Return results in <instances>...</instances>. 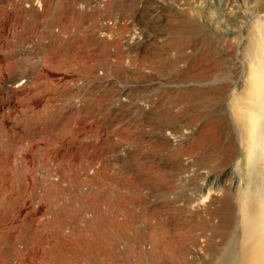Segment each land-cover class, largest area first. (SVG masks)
Wrapping results in <instances>:
<instances>
[{
  "label": "rangeland",
  "instance_id": "obj_1",
  "mask_svg": "<svg viewBox=\"0 0 264 264\" xmlns=\"http://www.w3.org/2000/svg\"><path fill=\"white\" fill-rule=\"evenodd\" d=\"M31 1L32 4H30ZM40 1L26 0L25 2L23 0L22 3L20 0L19 3L17 0L0 1V211L8 219L6 223L5 220L3 221L1 230L5 233L11 231L10 233L15 235L17 229L24 226L26 220L27 222L37 218L43 220L45 212L33 218L31 200L35 196L39 201V198L45 195L46 183L43 182V178L46 174L52 171L55 176L59 175V172L75 176L79 169L90 161L100 160L103 163L119 160V165L125 166L127 171H135L141 177L157 170V175L174 179L176 188L170 194L172 198L179 194H192L193 184L181 180L180 176L184 175V170L175 155L171 151L159 152L156 148L159 143L157 117L153 114H145L133 106L122 107V103H129L131 96H134L136 101L144 106L141 99L145 98L143 96L147 93L145 91L147 88H162L165 92L175 87L180 94H183L181 91L184 89L190 94L192 92L196 94L192 93L190 104L182 100L181 102L184 101L185 104L181 105L180 102L175 109L176 112L180 111L181 117L180 119L177 117L180 122L176 119L174 125L180 129L185 128L182 124L186 122V126L192 118L190 115L196 112L198 113L196 115L201 118L199 120V117L195 116L192 126L198 132L202 129L199 128L202 126L201 122L206 123L211 118L219 117L222 108L218 101L222 100L214 93L220 94L225 89L224 86H229L228 82L235 78L236 70H238L235 68L237 62L234 53L229 50L225 42L229 41V38L232 40L240 36V28L236 26L233 18L238 16L240 8L241 15L245 11H252L253 1L226 0V4L225 0L224 3H222L223 0ZM99 3L100 6H98ZM139 8L142 12L138 14ZM189 11H192L190 15ZM196 12L199 14L196 15ZM143 15L145 18H142ZM201 16L203 21L200 20ZM195 17L199 19L195 20ZM210 22L214 25L218 22L216 27L221 26L219 27L221 30L224 27L225 33L218 34L208 28L207 23ZM227 24L229 27L235 26L228 29ZM242 25L243 22H241V36ZM179 27L180 29L184 27L181 32ZM229 31L232 32L230 35ZM185 34L187 36H184ZM191 35H194L193 38ZM179 36L181 40L186 37V40L184 38V42L182 41L184 46L180 45L181 41L180 44L171 43L172 37L179 40ZM217 38H222V41ZM196 39L200 41L199 44ZM190 40H195L194 44ZM210 41L213 43L210 44ZM201 43L203 46L200 45ZM173 45H176L175 50L172 48ZM191 45H193L194 55L191 48L186 49L188 52L184 51L185 54L184 47L189 48ZM181 46L183 49H179ZM171 48L172 50H169ZM210 48L215 50L212 51ZM176 49L182 52L181 55ZM198 51H200L199 54ZM209 53L210 57H208ZM196 55L199 60L195 57ZM219 56L222 63L218 59ZM176 57H181V61L179 58L178 62H175L179 63L178 65L173 63L174 60L177 61ZM203 57H206L205 61ZM219 62L223 65L222 68L225 67L224 72L221 71L223 69ZM208 63L211 64L207 65ZM210 65H214L215 68H211ZM92 67H96L95 73ZM199 68H204L201 70L203 73ZM206 69L207 71L204 72L203 70ZM228 69L233 70L229 72ZM231 72L234 75H231L233 78L230 76ZM218 73L223 75L217 76ZM200 75L203 79L199 78ZM214 79L216 80L213 81ZM167 85H169L168 89ZM222 85L223 89H221ZM179 86L181 87L177 88ZM117 88H125L128 91L123 93L119 100L114 99ZM195 88H197L196 91ZM198 90L202 92L199 93ZM187 91L184 92L187 94ZM199 96L202 100L197 98ZM206 98L212 100L207 101ZM154 100L157 102L159 98L155 97ZM209 103L212 105L211 108L210 105L207 106ZM195 105L199 107L195 109ZM218 106L220 109L217 108ZM207 107L208 110L210 108V112ZM186 109L187 111H183ZM132 134L138 136V146L129 153L122 154V148L115 147L117 139ZM195 158V155L191 157V159ZM209 168L211 170V166L204 164L203 168H200L196 163L192 170L197 172L199 169L207 172ZM57 179L58 177H55V180ZM98 184L96 183V188ZM130 192L131 190L120 193L128 195ZM120 193L113 190L110 198L117 201ZM68 198L69 196H65L63 201ZM23 201L26 206L20 209ZM167 201L169 197L163 192H157L152 197V202L160 206ZM132 207L134 209V206ZM135 210L136 213H142L144 209L135 207ZM166 219L172 220L170 213L163 217V220ZM140 227L146 230V225H140ZM196 233L199 236V242L191 244L193 251L189 256L191 264H217L218 257L222 255V249L219 247L202 252L204 231L198 230ZM36 258L32 257L33 260Z\"/></svg>",
  "mask_w": 264,
  "mask_h": 264
},
{
  "label": "bare ground",
  "instance_id": "obj_2",
  "mask_svg": "<svg viewBox=\"0 0 264 264\" xmlns=\"http://www.w3.org/2000/svg\"><path fill=\"white\" fill-rule=\"evenodd\" d=\"M21 1L23 0H20V3H22ZM252 1V11H245L241 15L240 8L238 16L233 18L236 26L240 28V36L232 40L229 38V41H226L228 39L226 37L225 40L230 48L229 50L234 53L237 62L235 68H238V70L235 69L237 71L236 76L228 82V84L230 83L229 86H224L225 89L220 94L214 93L216 97L222 100L218 101L221 103L222 108L219 117L209 118L210 120L207 118L206 123L205 121L201 122L200 125L203 127H199L202 129L197 132L192 126V122L195 121V116L198 114L195 112V114L190 115V118L192 116L191 119L188 118L190 121L187 122L186 126V120L184 119L185 124L182 125L185 128L181 126L182 129H180L174 125L177 117L178 119L181 117L179 115L180 111L176 112L175 109L182 100L190 104L192 93L195 92L190 94L184 89L181 91L183 94H180L175 87L168 89L169 85H167L168 91L165 92L162 88H147L145 90L147 93L143 96L145 98L141 99L144 106H141L134 96H131L129 103H122V107L133 106L145 114H153L157 117L159 143L156 148L159 152L171 151L175 155L178 163L183 168L182 170H184L183 177L180 176L181 180L193 184V193L179 194L177 197L172 198L170 194L176 188L173 178L159 176L156 174L157 170L141 177L135 171H127L125 166L119 165V160L103 163L100 160L98 162H96L97 160L90 161L83 165L75 176L61 172L55 176L52 171H49L43 178V182L46 183L45 195L39 198V201L38 197L35 196L31 200L33 218L45 212L43 220L39 218L33 221L29 220V222L26 220L24 226L19 227L20 229L18 228L17 233L13 235L11 231L5 233L1 230L2 223L4 224L3 221L5 220L6 223L8 219L0 211V264H191L189 259L190 254L193 252L191 244L199 242V236L196 233L198 230L204 231L205 236L201 244L202 252L219 247L222 249V255L218 257L217 264H264V0ZM17 2L19 3V0ZM32 3L31 1L30 4ZM44 3L47 2L44 1ZM222 3H224V0ZM98 6H100V3ZM230 6L232 7V4ZM32 12L34 11L32 10ZM140 12L142 11L139 8L137 13ZM191 12L189 11V15ZM198 14L196 12V15ZM200 18L202 20V16ZM223 21L225 22V20ZM185 22L183 23L185 24ZM241 22H243L242 36ZM207 24L208 28L216 33H225L224 27L221 30L219 28L221 26L218 27L219 29L216 27L218 24L214 25L212 22ZM194 25L196 24L194 23ZM182 28L179 32L182 31ZM188 29L191 28L188 27ZM186 31L183 32L186 33ZM206 31L208 32V30ZM188 33L190 34L189 31ZM189 37L187 38L189 39ZM211 37L213 36L211 35ZM175 38L172 37V44H180L186 40V37L182 40L180 36L179 40ZM198 39H196V42L199 44ZM208 40L212 39L209 38ZM213 41H210V44ZM192 42L194 44L195 40ZM222 44L224 45V43ZM172 48H176V45H173ZM172 48L169 50H172ZM180 48L183 49L182 46ZM190 48L193 53V45L189 48L184 47L183 52H188L186 49ZM213 48L210 49L214 51ZM178 52L180 53V50ZM221 55H223L222 52ZM198 56L200 57L201 54ZM195 57L197 58V55ZM208 57H210V53ZM179 58L181 61V57ZM179 58H177V61L174 60L173 63L176 64L175 62H178ZM196 58H194L195 61H197ZM218 59H221L220 56ZM230 60L232 61V59ZM220 62L222 68V62ZM173 63L171 62V64ZM200 64L202 63L200 62ZM209 64L211 63L207 65ZM194 65L197 66V64ZM210 67L213 68L214 65H210ZM95 68H91L94 73ZM224 68H222V72H224ZM202 69L199 68L200 71ZM232 70H229V72ZM203 71L206 72L207 69ZM219 74L223 75L218 73L217 76ZM217 76L216 79L218 80ZM199 78H202L201 75ZM164 89L166 90V88ZM196 89L194 90L196 91ZM221 89H223V85ZM184 91H187V94ZM127 92L125 88H117L114 99L119 100L122 94ZM201 92L199 91V93ZM155 97H158L159 101L156 102ZM197 98H200V96ZM200 99L202 100V98ZM184 101L181 102V105ZM202 104L205 103L202 102ZM183 111H187V109ZM216 115L218 116V114ZM198 117L200 120L201 117ZM181 122L183 123L182 120ZM178 123L177 125H179ZM137 146L138 136L135 134L119 138L115 144L116 148H122V154L129 153ZM194 155L196 158L191 159ZM196 163L199 164L200 168H203V164L208 167L211 166V170L209 168L207 172H202L198 169L197 172H193L192 169ZM55 177H58V179L55 180ZM96 183H99L97 188L95 187ZM113 190L119 193L129 190L131 192L128 195L120 193L118 200L115 201L110 198ZM157 192H163L169 197V201L163 206L152 202V197ZM65 196H69V198L63 201ZM180 202L181 204H178ZM24 206H26V203L23 201L20 204V209ZM132 206H134V209ZM135 207L144 210L142 213H136ZM168 213L171 214L172 220H163V217ZM140 225H146V230L142 229ZM207 227H209L208 230ZM3 230L6 231V229ZM218 238L220 239L218 240ZM32 257L37 258L33 260Z\"/></svg>",
  "mask_w": 264,
  "mask_h": 264
}]
</instances>
